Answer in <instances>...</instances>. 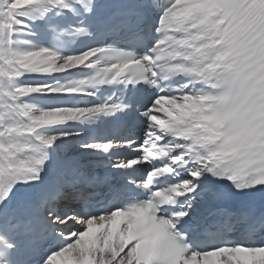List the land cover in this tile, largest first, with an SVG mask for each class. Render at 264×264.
<instances>
[{"label":"snow or ice","instance_id":"6c2138e0","mask_svg":"<svg viewBox=\"0 0 264 264\" xmlns=\"http://www.w3.org/2000/svg\"><path fill=\"white\" fill-rule=\"evenodd\" d=\"M0 264H264V0H0Z\"/></svg>","mask_w":264,"mask_h":264},{"label":"bare ground","instance_id":"6f19581e","mask_svg":"<svg viewBox=\"0 0 264 264\" xmlns=\"http://www.w3.org/2000/svg\"><path fill=\"white\" fill-rule=\"evenodd\" d=\"M69 154L73 153L75 151V149L69 148L66 150Z\"/></svg>","mask_w":264,"mask_h":264}]
</instances>
